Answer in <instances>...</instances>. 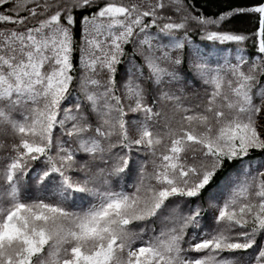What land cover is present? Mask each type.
<instances>
[{"label": "snow or ice", "instance_id": "snow-or-ice-1", "mask_svg": "<svg viewBox=\"0 0 264 264\" xmlns=\"http://www.w3.org/2000/svg\"><path fill=\"white\" fill-rule=\"evenodd\" d=\"M0 264H264V0H0Z\"/></svg>", "mask_w": 264, "mask_h": 264}, {"label": "trees", "instance_id": "trees-1", "mask_svg": "<svg viewBox=\"0 0 264 264\" xmlns=\"http://www.w3.org/2000/svg\"><path fill=\"white\" fill-rule=\"evenodd\" d=\"M243 2L244 0H192L195 12L209 16L218 15L220 11L227 10L230 6L235 7L241 5ZM234 25L236 27H245L247 21L245 19H236ZM191 35L195 41L200 42L198 32H193Z\"/></svg>", "mask_w": 264, "mask_h": 264}]
</instances>
